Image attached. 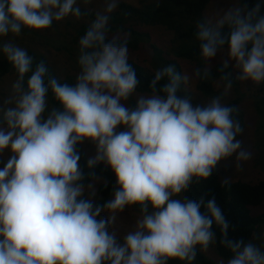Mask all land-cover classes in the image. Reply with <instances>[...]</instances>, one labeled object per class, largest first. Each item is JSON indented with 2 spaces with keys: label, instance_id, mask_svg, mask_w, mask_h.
I'll return each instance as SVG.
<instances>
[{
  "label": "clouds",
  "instance_id": "clouds-1",
  "mask_svg": "<svg viewBox=\"0 0 264 264\" xmlns=\"http://www.w3.org/2000/svg\"><path fill=\"white\" fill-rule=\"evenodd\" d=\"M117 3L105 0L104 11L80 38L74 84L46 75L43 62L33 68L26 49L0 43L17 73L12 99L4 102L11 106L0 105V152H10L0 166V264H191L197 247L206 251L215 242L214 225L232 254L227 264H264V248L229 237V220L215 197L205 203L181 196L194 180H207L220 161L251 157L236 139L242 132L233 118L236 109L221 98L233 78L264 84V0H253L251 7L235 0L198 21L195 39L205 67L159 68L151 94L139 95L133 108L124 102L140 81L128 41L107 32ZM76 5L77 0H0V38L48 29L69 15L78 18ZM221 53V72L230 65L235 70L221 76V95L194 105L178 94L191 79H206ZM49 93L60 107L45 115ZM85 141L96 149L87 167L103 163L115 175L113 198L103 205L113 214L108 218L84 195L76 146ZM126 206H139L141 215L118 238L109 225Z\"/></svg>",
  "mask_w": 264,
  "mask_h": 264
},
{
  "label": "trees",
  "instance_id": "trees-1",
  "mask_svg": "<svg viewBox=\"0 0 264 264\" xmlns=\"http://www.w3.org/2000/svg\"><path fill=\"white\" fill-rule=\"evenodd\" d=\"M210 2L211 0H137V2L118 0L117 7L109 14L107 32L109 38H126L128 41L130 63L135 68L140 81L135 93L140 95L151 94L150 82L155 71L159 68L173 65L178 71H181V64L176 62L175 58L188 63L192 69L205 67V62L199 55V44L195 39V32L197 22L204 18V12ZM247 2L251 7L253 0H247ZM76 6L81 9V15L78 18L69 15L61 21H53L52 25L45 30L23 29L18 35L12 36L10 34L0 38V43L7 42V40L13 41L15 45L26 49L33 58V68L36 64L43 62L48 69L46 75L55 77L61 82L74 84L80 71L78 64L79 40L96 18V15L104 11L105 0H77ZM156 31L162 32L163 36L153 39V33ZM167 37L169 40L166 46L158 43ZM220 67L221 64L214 65L206 79L197 78L196 90L206 98L216 96L211 86L214 79H221L224 72H233L235 75L230 66L223 72H221ZM6 78H12L15 82L17 73L4 54L0 52V82ZM26 81L27 76L25 77V86ZM160 83L162 84L163 81ZM239 84V80L233 78L232 86L238 89ZM263 85L261 84V86ZM261 86L259 92L264 91V86ZM242 92V95L236 96L226 104L236 109L233 118L241 124L243 129L244 117L239 106L242 99L245 96H251V94H248L246 90ZM178 94L189 96L187 90L183 88ZM129 99L128 106L130 108L135 107V102L131 101V98ZM46 104L45 115L52 109L60 107L51 93L47 97ZM253 107L257 116L263 118V121H259L257 129L260 135V132L261 134L264 133V94L261 95V99H256L253 102ZM240 134L237 135L236 139ZM76 147L81 155L79 164L84 173L82 182L86 185L97 177L107 181V183L98 186L97 192L100 197L93 202L94 205H99L102 210H105L103 205L110 199L116 187L113 172L102 164L97 165L94 169H89L86 163L87 157L80 145L78 144ZM260 163L264 169V160L259 162V169H261ZM90 172H94V175H89ZM181 196L194 200L203 198L205 203L208 199L215 197L229 220L230 238H243L255 243L256 234L260 232L258 228H264V213H252L253 208L264 203V180L255 184L238 180L225 183L221 181L220 172L216 167L207 180L199 182L194 180L189 189ZM133 207L140 211L139 206ZM213 231L216 234L215 242L209 247H214L217 256L228 261L232 254L220 242L219 228L214 225ZM168 264H189V262L170 260ZM191 264H214V262L208 259L197 247L196 258Z\"/></svg>",
  "mask_w": 264,
  "mask_h": 264
},
{
  "label": "rangeland",
  "instance_id": "rangeland-1",
  "mask_svg": "<svg viewBox=\"0 0 264 264\" xmlns=\"http://www.w3.org/2000/svg\"><path fill=\"white\" fill-rule=\"evenodd\" d=\"M137 2V0H133ZM235 0H211L210 4L206 8L204 12V17L212 15L218 11L224 10L226 7L231 6ZM13 36V35H12ZM163 34L160 31H156L153 33V39L157 37H162ZM169 37L165 40L158 42L162 46H166L168 43ZM10 40H7V42ZM14 43L13 41H10ZM164 50L165 48L162 47ZM223 53L218 54L217 58H215L211 62V68L216 64H221ZM168 56V55H167ZM171 58L170 56H168ZM176 62L181 64V71L191 72L192 67L188 63H185L181 59H176ZM231 67V65H230ZM232 68V67H231ZM233 69V68H232ZM234 70V69H233ZM235 72V70H234ZM196 81L197 78H193L190 80V83L187 88V92L189 97L192 98L193 104H203L206 103L207 100H210L212 97L206 98L204 97L199 91L196 90ZM238 85L239 88L236 89L234 86L228 91L226 95H223L221 98L222 103H227L230 100H233L236 96L242 95V91L246 90L248 94L251 96H245L242 101L240 102L239 109L243 113L244 117V125L240 136L237 138L242 142V146L246 148L250 153L251 157L244 162L238 163L235 159V156L222 160L217 165V169L220 172L221 181H229L234 182L236 180L243 181L251 184H255L258 181L264 180V169L260 163L261 169H259L258 164L260 161L264 160V140L263 134L260 135L257 132L259 121H263L262 117L257 116L255 112V108L253 107V102L256 99H261V95L264 94V91L259 92V88L261 85H253L250 81H240ZM14 81L12 78H6L0 82V105L4 107L11 106L10 104H4L6 100L12 99V85ZM212 89L214 94L221 95L223 92V82L221 79H214L211 83ZM264 86V85H263ZM261 86V87H263ZM140 94L134 93L131 98V101L136 103V99ZM214 97V96H213ZM130 100V99H129ZM126 106H128V101L124 102ZM129 107V106H128ZM118 131L123 130L118 128ZM83 153L87 157H91L95 154V145L91 142L85 141L79 143ZM10 152L9 150H4L0 152V166H3V163L9 158ZM104 165L103 163H101ZM264 166V163H263ZM114 180L115 175L113 173ZM107 183V181L103 178L97 177L92 179V181L85 185V198L91 199L93 202L94 200L100 197L97 192L98 186L101 184ZM91 184V187L88 185ZM116 185V182H115ZM114 191L112 192L110 199L113 198ZM109 199V200H110ZM253 214H263L264 213V203L256 208L252 209ZM101 217L108 218L112 213H110L107 209L101 211ZM141 212L136 210L133 206H126L122 212H118L115 214V219L110 223L109 230L114 231L118 238H122L124 234L130 231L134 225L136 220L140 217ZM99 218V217H98ZM258 234H256L255 244L259 245L260 247L264 248V228L259 227ZM214 247H209L206 251H201L208 259L212 260L214 264H227V261L222 260L220 257L217 256Z\"/></svg>",
  "mask_w": 264,
  "mask_h": 264
}]
</instances>
